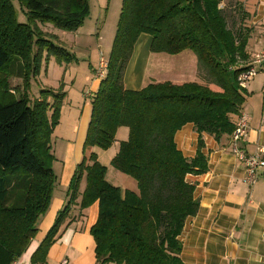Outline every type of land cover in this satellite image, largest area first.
I'll return each instance as SVG.
<instances>
[{"label":"trees","instance_id":"16d2710c","mask_svg":"<svg viewBox=\"0 0 264 264\" xmlns=\"http://www.w3.org/2000/svg\"><path fill=\"white\" fill-rule=\"evenodd\" d=\"M21 1L36 30L41 23L73 32L89 13V0ZM235 8L239 22L230 25L225 0H122L107 72L90 99L83 157L67 188L68 201L33 252L31 264H46L83 179L79 208L98 203L90 228L95 264H184L178 237L187 218L199 210L195 185L186 177L208 167L202 134L215 140L230 137L246 100L237 76L251 61L252 32L244 24L249 12L238 1ZM141 34L151 36L152 52L191 50L202 81H151L139 90L126 89L123 72ZM35 35L41 34L17 21L11 0H0V264H15L35 238L57 183L51 133L59 124L65 93L53 101L50 94L56 93L45 89L30 102L27 91L40 71L45 47L40 44L34 52ZM63 50L49 44L47 61L52 55L61 63ZM12 77L22 81L18 97L8 90ZM188 123L199 136L191 159L174 140ZM120 127H127L129 136L110 164L135 180V191L108 182L107 167L94 151L108 150Z\"/></svg>","mask_w":264,"mask_h":264},{"label":"crops","instance_id":"0c3cea01","mask_svg":"<svg viewBox=\"0 0 264 264\" xmlns=\"http://www.w3.org/2000/svg\"><path fill=\"white\" fill-rule=\"evenodd\" d=\"M255 2L254 7L250 6L247 11L255 14L253 23L261 26L255 36L251 34L248 44L249 60L253 53L261 49L262 34L260 32L264 30V0ZM72 33L61 31L57 35L58 43L56 44L67 48L65 40L67 35ZM150 44L151 36L141 34L138 37L123 72V84L126 89L139 90L151 81L199 82L195 54L187 52L188 50L173 55L152 52ZM110 50L111 48L106 52L100 50L98 56L102 51L108 56ZM151 60L158 61L160 64L165 62L166 70H161L159 75L154 73L156 75L154 79L146 81ZM177 62L178 69L175 68ZM100 80L94 77L93 72L83 92L84 100L91 99ZM262 88L264 83L260 76L255 77L244 88L246 100L240 112L248 115L249 127L241 147L249 153H252L258 144H264V89ZM90 113L91 100L88 105L85 102L84 108L78 113L83 122L79 138L76 142L69 141L64 149L66 159L71 166L68 173L65 167L61 170L59 189L62 195H54L53 190L49 209L42 216L40 229L31 241V245L35 243V250L52 226L58 211L68 201L67 188L76 165L80 162L81 156L83 157V144ZM128 134L127 127L118 128L113 145L127 140ZM198 137L194 125L188 123L176 132L174 140L182 154L191 159L196 154ZM202 139L203 153L207 157L208 167L202 174L186 177L189 183L195 185L194 196L199 202V210L195 216L187 218L182 233L178 237L182 243L181 258L184 264H264V175H261L257 183L249 188L243 181L244 168L231 152L230 137L215 140L212 136L203 133ZM94 151L100 162L98 150L94 149ZM73 153H75V160ZM115 153L117 152H114L113 157ZM109 165L111 164L105 165L108 182L123 190H137L135 180L120 172H113ZM84 188L85 180L83 179L79 185V195L59 227L55 242L48 249L46 264H60L62 259H67L68 264L96 263L95 242L90 235V228L98 216V203L95 202L84 210L79 208L80 194ZM32 252L21 256L15 264H31Z\"/></svg>","mask_w":264,"mask_h":264},{"label":"rangeland","instance_id":"374dc122","mask_svg":"<svg viewBox=\"0 0 264 264\" xmlns=\"http://www.w3.org/2000/svg\"><path fill=\"white\" fill-rule=\"evenodd\" d=\"M225 1L227 2L228 6V21L231 25L234 22H239L238 16H236L235 14L236 1L242 3L244 10H247V8L249 10L250 6L254 7L256 3L255 1L257 0ZM121 3L122 0H89V13L87 17L77 27V29L73 31L72 34H69L66 37L65 41L67 42V48H64L65 51L63 50V59H61V63L56 60L55 56L51 55L49 58L50 63L48 64L47 54L49 44L58 43L56 42L58 41L56 39H58L57 35L61 33V31L53 27L51 24L41 23H36L38 27L36 30L35 25L33 24L27 13L25 3H23L21 0H11V4L17 16V21L19 23L30 25L33 31L40 32L41 34L39 36H34V52L38 51L40 44H42V46H45L40 71L33 76L31 80V87L27 91L30 102L33 103L38 97H40L42 95L41 91L45 89L54 88L53 93L56 94H50L53 98V101L54 99L55 101L59 99L58 97L60 93H66L63 96L60 104L59 124L51 133L52 151L55 157V161L53 162L54 164L52 167L55 174L58 176L57 183H55L54 187V195L56 196L62 195L59 189V177L61 175V170L63 167H65L68 173L69 167L71 166V164L69 165V161L66 159L64 149L69 141L76 142L79 138L83 122L82 118H79L78 113L81 112V110L84 108L85 102L87 105L90 102V99L88 98L84 100L83 92L87 88L91 76L98 66V52L100 50L106 52L112 46L117 29ZM254 16L255 14L249 13V17L246 18L244 24L252 32L251 34L255 36L258 30H260L261 25L259 26V24L253 23L255 21ZM260 34H262V32H260ZM43 40L46 42H44ZM187 52H191L192 54H194L191 50H188ZM178 65L179 64L177 62L175 66L176 69L179 68ZM47 68H49L48 71ZM161 70H166V63L162 62V64H160V62L158 61L151 60L148 66L146 81H151V79H154L153 77L156 76L154 73H157L159 75ZM200 81H202V78L199 73V82ZM21 87V79L16 77L10 78L8 90L10 92L14 91L15 97H18L19 94L22 93ZM46 95L47 94H43V97H46ZM119 146L120 142L116 145L114 144L112 147H110V149L106 151H102L98 148L95 149L99 152L100 163L104 166L111 163V160L113 158L112 155L115 151H118ZM73 159L75 160V153H73ZM81 159L82 156L80 160ZM109 168H111L110 170H112L113 172H118L111 165H109ZM110 179L112 180L113 178L110 177ZM42 216L39 218L37 223L38 229H40V223L43 218ZM31 243L22 253V256H25V254L30 251H35V243L32 245Z\"/></svg>","mask_w":264,"mask_h":264},{"label":"built area","instance_id":"2783aa9c","mask_svg":"<svg viewBox=\"0 0 264 264\" xmlns=\"http://www.w3.org/2000/svg\"><path fill=\"white\" fill-rule=\"evenodd\" d=\"M108 67V56L103 52L99 54L98 66L94 70V77L101 79L106 75ZM260 76L264 83V30H262V47L253 53L250 63L242 69L238 76L237 82L240 87L245 88L247 84L255 77ZM264 89V88H262ZM14 93L13 91H11ZM89 96V94H86ZM249 127V117L246 113L240 112L235 120L234 130L230 135V149L235 158L244 168L245 184L253 187L259 177L264 175V144H258L252 153L245 151L241 147V142L245 139ZM60 264H68L67 259H62Z\"/></svg>","mask_w":264,"mask_h":264}]
</instances>
